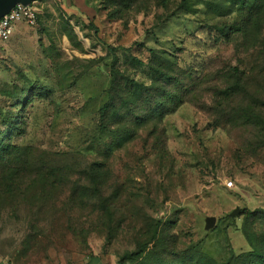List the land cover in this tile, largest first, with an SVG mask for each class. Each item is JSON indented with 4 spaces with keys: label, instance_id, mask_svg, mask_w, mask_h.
Segmentation results:
<instances>
[{
    "label": "rangeland",
    "instance_id": "374dc122",
    "mask_svg": "<svg viewBox=\"0 0 264 264\" xmlns=\"http://www.w3.org/2000/svg\"><path fill=\"white\" fill-rule=\"evenodd\" d=\"M261 2L252 13L230 0L35 3L34 21L0 42V133L16 123L0 164L6 264H138L129 253L142 245L148 261L200 249L241 264L264 250ZM153 52L184 76L182 104L101 133L112 72L149 85ZM126 126L133 138L117 147Z\"/></svg>",
    "mask_w": 264,
    "mask_h": 264
},
{
    "label": "trees",
    "instance_id": "16d2710c",
    "mask_svg": "<svg viewBox=\"0 0 264 264\" xmlns=\"http://www.w3.org/2000/svg\"><path fill=\"white\" fill-rule=\"evenodd\" d=\"M230 1L240 8L249 10L250 13L259 9L261 1L264 2V0ZM246 24L248 23L245 22ZM152 54L153 58L157 60V65H150L154 76L152 83L149 85L134 78L125 77L119 71L112 72L109 99L99 111L102 122L101 133L111 132V129L107 130V128L112 120H116V122L117 120H133L135 125H143L152 119L164 117L182 104L184 96L181 88L184 84V76L174 74L171 70L172 67L166 66L168 63L167 59L158 56L155 52ZM168 68L171 69L168 70ZM220 92L231 96L233 89L229 87ZM142 105L145 106L144 112L138 113L137 108H140ZM15 127L16 123L13 122L12 125L0 133L1 165L6 163L7 157L14 153L15 144L12 138ZM112 132V135L117 137L113 143L117 147L124 145L133 138V131L128 126L123 131L116 130ZM245 213L246 210L242 209L241 215ZM146 248V245H142L129 253V255L135 258L138 264H221L212 255L200 249L177 259H169L159 255L155 261H148L145 255ZM241 258H243L245 264H264V250L255 247L237 260L240 261Z\"/></svg>",
    "mask_w": 264,
    "mask_h": 264
},
{
    "label": "built area",
    "instance_id": "2783aa9c",
    "mask_svg": "<svg viewBox=\"0 0 264 264\" xmlns=\"http://www.w3.org/2000/svg\"><path fill=\"white\" fill-rule=\"evenodd\" d=\"M36 2L30 5L17 4L6 15L0 18V42L7 40L14 32L16 24L21 21H34L37 14ZM233 182L230 181L229 185Z\"/></svg>",
    "mask_w": 264,
    "mask_h": 264
},
{
    "label": "water",
    "instance_id": "95a60500",
    "mask_svg": "<svg viewBox=\"0 0 264 264\" xmlns=\"http://www.w3.org/2000/svg\"><path fill=\"white\" fill-rule=\"evenodd\" d=\"M38 0H0V18H2L4 15H6L14 6L21 3L24 5H30L33 2H36ZM241 212V209L239 206H237L230 215L235 217L236 215H239ZM206 229L212 228L217 221L216 216H207L206 217Z\"/></svg>",
    "mask_w": 264,
    "mask_h": 264
},
{
    "label": "crops",
    "instance_id": "0c3cea01",
    "mask_svg": "<svg viewBox=\"0 0 264 264\" xmlns=\"http://www.w3.org/2000/svg\"><path fill=\"white\" fill-rule=\"evenodd\" d=\"M39 1V0H38ZM38 1H36V2H38ZM17 25V24H16ZM15 28H16V26H15ZM0 264H6L4 261H3V259H1L0 258Z\"/></svg>",
    "mask_w": 264,
    "mask_h": 264
}]
</instances>
